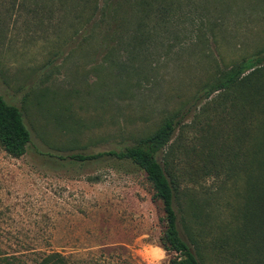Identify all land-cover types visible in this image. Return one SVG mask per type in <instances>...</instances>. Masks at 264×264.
<instances>
[{
	"label": "rangeland",
	"instance_id": "374dc122",
	"mask_svg": "<svg viewBox=\"0 0 264 264\" xmlns=\"http://www.w3.org/2000/svg\"><path fill=\"white\" fill-rule=\"evenodd\" d=\"M263 47L264 0H0V95L29 131L19 157L0 147V264L49 252L69 264H169L143 171L68 156L120 150L173 116L179 234L181 216L199 264H235L232 171L243 131L264 117L202 88ZM164 153L153 154L160 164Z\"/></svg>",
	"mask_w": 264,
	"mask_h": 264
},
{
	"label": "trees",
	"instance_id": "16d2710c",
	"mask_svg": "<svg viewBox=\"0 0 264 264\" xmlns=\"http://www.w3.org/2000/svg\"><path fill=\"white\" fill-rule=\"evenodd\" d=\"M263 73L264 47L219 71L211 82L203 86V95L207 97L213 92H221L224 96L232 95L241 99L242 105L247 103V110L251 115L264 117ZM180 121L181 116L166 118L152 133L136 139L132 145L120 150L71 154L68 157L82 161L107 154L118 159H127L141 169L150 184L153 197L161 204L163 223L158 240L163 250L175 254L169 264H199L196 255L197 241L188 234L181 216L179 222L186 232L187 239L180 236L177 228V214L181 212L182 215L185 209L180 202V183L174 164L166 158L175 141H170L171 135ZM247 130V133L243 131L241 138L244 136L242 141H247L248 145L246 148L242 146V150L236 152L238 170L236 173L232 171L233 175L239 172L242 174V182L236 191L242 202L238 206L235 216L239 214L231 230L233 245L230 251L233 253L231 255L235 264H264V120L256 119ZM28 142L29 131L22 121L20 110L6 103L0 95V147L10 157H19L25 152ZM163 147H166V153L160 164L153 154ZM1 254V259H6L3 258L5 255ZM8 256L15 257L14 254ZM35 264L69 262L60 253L49 252L40 256V260Z\"/></svg>",
	"mask_w": 264,
	"mask_h": 264
}]
</instances>
